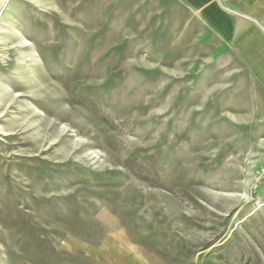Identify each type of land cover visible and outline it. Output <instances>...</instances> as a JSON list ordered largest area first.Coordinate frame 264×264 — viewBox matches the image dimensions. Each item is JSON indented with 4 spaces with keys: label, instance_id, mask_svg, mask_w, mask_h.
<instances>
[{
    "label": "rangeland",
    "instance_id": "obj_1",
    "mask_svg": "<svg viewBox=\"0 0 264 264\" xmlns=\"http://www.w3.org/2000/svg\"><path fill=\"white\" fill-rule=\"evenodd\" d=\"M249 13L0 0V264H264Z\"/></svg>",
    "mask_w": 264,
    "mask_h": 264
},
{
    "label": "crops",
    "instance_id": "obj_2",
    "mask_svg": "<svg viewBox=\"0 0 264 264\" xmlns=\"http://www.w3.org/2000/svg\"><path fill=\"white\" fill-rule=\"evenodd\" d=\"M210 24L221 36L231 35L233 19L253 21L249 12L264 24V0H179ZM243 10V11H242Z\"/></svg>",
    "mask_w": 264,
    "mask_h": 264
}]
</instances>
